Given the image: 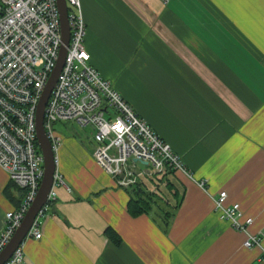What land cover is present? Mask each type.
<instances>
[{"label": "crops", "instance_id": "0c3cea01", "mask_svg": "<svg viewBox=\"0 0 264 264\" xmlns=\"http://www.w3.org/2000/svg\"><path fill=\"white\" fill-rule=\"evenodd\" d=\"M80 2L89 63L191 177L173 173L182 194L167 224L158 213L130 216L126 189L86 144L57 132L63 184L41 238L22 242L21 264H264L212 208L225 191L264 247V0ZM9 182L0 168V234L17 207Z\"/></svg>", "mask_w": 264, "mask_h": 264}, {"label": "built area", "instance_id": "2783aa9c", "mask_svg": "<svg viewBox=\"0 0 264 264\" xmlns=\"http://www.w3.org/2000/svg\"><path fill=\"white\" fill-rule=\"evenodd\" d=\"M65 1L69 43L44 110V129L53 151L61 143L53 124L74 121L93 131L92 157L118 188H131L141 178L159 176L168 169L172 174L181 173L190 178L179 156L89 63L81 2ZM61 44L56 0H0V168L23 190L20 204L6 213L0 250L20 225L43 176L35 115ZM61 184V176L55 170L47 201L37 213L27 237L41 238L40 219L50 213L54 187ZM212 208L233 229L244 233L242 246L258 249V260L264 262L260 237L247 232L251 218L240 221L242 213L238 204L228 203L225 191H218L212 199ZM23 257L21 244L4 264H21Z\"/></svg>", "mask_w": 264, "mask_h": 264}, {"label": "water", "instance_id": "95a60500", "mask_svg": "<svg viewBox=\"0 0 264 264\" xmlns=\"http://www.w3.org/2000/svg\"><path fill=\"white\" fill-rule=\"evenodd\" d=\"M56 2L59 11L62 44L59 49L55 66L39 98L35 115L36 140L43 157V176L36 197L25 213L20 225L16 228L6 245L0 250V264H4L11 257L14 250L21 245L27 237V233L35 220L37 213L47 201L56 170L55 152L52 149L50 140L44 129V110L51 90L53 89L63 66L70 35L66 1L56 0Z\"/></svg>", "mask_w": 264, "mask_h": 264}, {"label": "trees", "instance_id": "16d2710c", "mask_svg": "<svg viewBox=\"0 0 264 264\" xmlns=\"http://www.w3.org/2000/svg\"><path fill=\"white\" fill-rule=\"evenodd\" d=\"M13 189L20 192L21 199L23 190L12 181L4 189L15 206H18L21 199L17 202L11 193ZM126 192L128 194L126 210L130 216L158 213L164 224H167L172 215L171 211L177 208L182 194L169 169L159 176L141 178L133 187L126 189ZM105 233L115 244L119 243V237L111 228H107Z\"/></svg>", "mask_w": 264, "mask_h": 264}, {"label": "rangeland", "instance_id": "374dc122", "mask_svg": "<svg viewBox=\"0 0 264 264\" xmlns=\"http://www.w3.org/2000/svg\"><path fill=\"white\" fill-rule=\"evenodd\" d=\"M53 129L54 131L61 133V135H67L86 144L87 149L92 153L93 143L91 135L93 131L89 127H81L74 121H58L53 124Z\"/></svg>", "mask_w": 264, "mask_h": 264}]
</instances>
